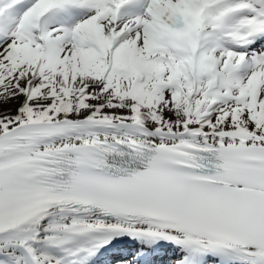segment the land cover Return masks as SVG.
<instances>
[{"label": "snow or ice", "instance_id": "6c2138e0", "mask_svg": "<svg viewBox=\"0 0 264 264\" xmlns=\"http://www.w3.org/2000/svg\"><path fill=\"white\" fill-rule=\"evenodd\" d=\"M108 254L264 264V0H0V264Z\"/></svg>", "mask_w": 264, "mask_h": 264}, {"label": "bare ground", "instance_id": "6f19581e", "mask_svg": "<svg viewBox=\"0 0 264 264\" xmlns=\"http://www.w3.org/2000/svg\"><path fill=\"white\" fill-rule=\"evenodd\" d=\"M167 257H165V254H164V256L162 257V258H160L159 260L160 261H168V260H170L171 258H172V253L169 251L168 253H167ZM108 256V255H107ZM110 257V256H109Z\"/></svg>", "mask_w": 264, "mask_h": 264}]
</instances>
